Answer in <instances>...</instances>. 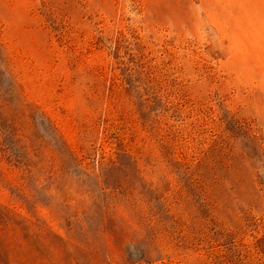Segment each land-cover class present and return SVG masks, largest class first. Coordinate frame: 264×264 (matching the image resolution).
Masks as SVG:
<instances>
[{
  "label": "rangeland",
  "instance_id": "374dc122",
  "mask_svg": "<svg viewBox=\"0 0 264 264\" xmlns=\"http://www.w3.org/2000/svg\"><path fill=\"white\" fill-rule=\"evenodd\" d=\"M0 264H264V0H0Z\"/></svg>",
  "mask_w": 264,
  "mask_h": 264
}]
</instances>
